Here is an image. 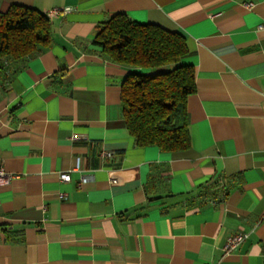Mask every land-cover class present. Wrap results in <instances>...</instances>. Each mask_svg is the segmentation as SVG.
I'll return each instance as SVG.
<instances>
[{
	"label": "crops",
	"instance_id": "0c3cea01",
	"mask_svg": "<svg viewBox=\"0 0 264 264\" xmlns=\"http://www.w3.org/2000/svg\"><path fill=\"white\" fill-rule=\"evenodd\" d=\"M12 5L69 11L37 55L0 61V167L13 175L0 186V264H264V0H0V11ZM117 13L184 36L187 149L129 134L120 90L136 69L92 44ZM81 173L93 177L79 184Z\"/></svg>",
	"mask_w": 264,
	"mask_h": 264
},
{
	"label": "trees",
	"instance_id": "16d2710c",
	"mask_svg": "<svg viewBox=\"0 0 264 264\" xmlns=\"http://www.w3.org/2000/svg\"><path fill=\"white\" fill-rule=\"evenodd\" d=\"M51 41V21L35 7L0 11V61L35 56ZM92 44L105 58L134 68L121 84L122 115L137 146L164 151L190 146L186 99L194 91V68L184 36L142 24L125 13L97 24Z\"/></svg>",
	"mask_w": 264,
	"mask_h": 264
},
{
	"label": "built area",
	"instance_id": "2783aa9c",
	"mask_svg": "<svg viewBox=\"0 0 264 264\" xmlns=\"http://www.w3.org/2000/svg\"><path fill=\"white\" fill-rule=\"evenodd\" d=\"M251 4L246 3V7H250ZM69 11V8H64V9H51L46 11L47 16L50 18L55 17L56 15H58L60 12H67ZM257 29L258 30H264V23H259L257 25ZM73 138H77L76 136H74ZM101 156L107 157V158H111L113 156L112 152L109 151H103L100 153ZM81 161L79 158H77L75 166L73 167L72 170L74 171H84L81 167H80ZM60 178L62 181H69L70 180V174L68 172H62L60 173ZM13 175L7 171H5V169L3 167H0V186L1 185H8L11 182ZM92 175L91 174H87V173H81L79 176V184L89 181L92 179ZM111 183H116L115 179H111ZM246 236V233H237L234 234L230 237L227 238L224 246H223V251L224 252H229L232 249H234L236 247V245L238 243H240V241H242Z\"/></svg>",
	"mask_w": 264,
	"mask_h": 264
}]
</instances>
